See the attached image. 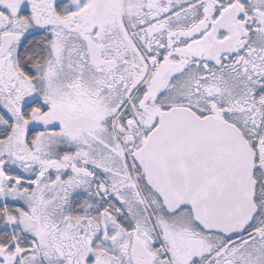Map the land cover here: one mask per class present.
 I'll use <instances>...</instances> for the list:
<instances>
[{
	"label": "snow or ice",
	"instance_id": "1",
	"mask_svg": "<svg viewBox=\"0 0 264 264\" xmlns=\"http://www.w3.org/2000/svg\"><path fill=\"white\" fill-rule=\"evenodd\" d=\"M0 264H264V0H0Z\"/></svg>",
	"mask_w": 264,
	"mask_h": 264
}]
</instances>
